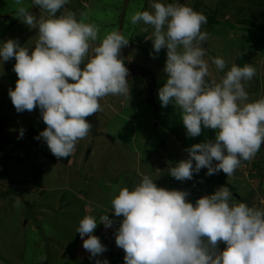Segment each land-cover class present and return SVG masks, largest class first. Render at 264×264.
Masks as SVG:
<instances>
[{"label": "clouds", "instance_id": "9594fccd", "mask_svg": "<svg viewBox=\"0 0 264 264\" xmlns=\"http://www.w3.org/2000/svg\"><path fill=\"white\" fill-rule=\"evenodd\" d=\"M68 2L32 0L47 14L37 18L23 0H15L16 17L38 30L34 48L13 39L0 43L3 62L16 61L18 80L8 93L13 106L18 113L39 107L47 127L36 139L42 138L60 160L88 136L92 125L86 118L102 111L103 98L129 95V69L121 59L129 40L115 29L101 37L84 13L79 20L70 10L57 15ZM150 7L151 11H135L130 20L153 29L146 36L153 41L150 55L167 49L166 83L158 89L161 106L175 104L180 109L190 138L205 128L215 130L214 140L186 149L188 158L171 167L169 174L184 181L207 168L209 176L223 171L229 177L264 145V97L250 101L246 91L256 69L251 64L229 67L217 56L211 63L224 74L219 80L209 79L206 49L201 46L208 39L201 30L207 17L182 3L153 0ZM93 42H98L94 48ZM23 135L21 129L19 138ZM114 193L112 211L122 217L115 243L125 253V264H264V210L230 202L232 193L226 186L193 204L187 192L158 187L144 175L133 187L117 186ZM20 205L17 198L15 206ZM99 222L105 228L114 223L108 214ZM97 226L94 216L85 215L76 229L90 258L108 250L93 234ZM221 243L226 245L223 249Z\"/></svg>", "mask_w": 264, "mask_h": 264}, {"label": "rangeland", "instance_id": "374dc122", "mask_svg": "<svg viewBox=\"0 0 264 264\" xmlns=\"http://www.w3.org/2000/svg\"><path fill=\"white\" fill-rule=\"evenodd\" d=\"M23 2L37 18L47 15L32 0ZM152 2L69 0L57 13L70 10L78 20L82 13L86 14L88 22L98 26L101 37L105 32L118 30L129 40L121 49L126 67L130 62L148 67L158 82L154 108L145 102V80L129 73V95H110L100 101L102 111L86 118L92 130L77 142L68 163L45 158L25 141L30 133L39 135L47 125L39 107L31 112L16 111L8 94L18 80L13 71L16 61L12 58L3 62L0 57V264H96V260L105 259L109 264H125V253L115 243L122 217L115 216L110 201L117 186L131 188L144 175L150 176L158 187L187 192L186 199L193 204L229 184L230 202H244L264 210V145L229 177L223 171L209 176L207 168L184 181L169 174L171 167L188 158L186 149L214 140L215 133L205 128L200 136L190 138L180 109L175 104L161 106L158 89L166 83L163 69L167 49L150 55L154 53L153 41L146 36H151L153 29L130 20L135 11H151ZM162 2L186 4L207 17L201 30L208 39L201 46L206 49L209 79L219 80L224 74L211 63L213 57H222L229 67L249 63L256 69V75L246 84L250 101L264 97V0ZM37 31L16 17L15 0H0V43L13 39L21 46L34 48ZM96 43H92L93 48ZM21 129L24 135L19 138ZM17 198L20 206H15ZM106 214L114 221L110 228L99 222L100 216ZM85 215L96 218L98 226L93 234L102 243L106 237L114 238V251L90 258L76 232ZM225 246L219 245L221 249ZM118 250L122 253L117 257Z\"/></svg>", "mask_w": 264, "mask_h": 264}, {"label": "water", "instance_id": "95a60500", "mask_svg": "<svg viewBox=\"0 0 264 264\" xmlns=\"http://www.w3.org/2000/svg\"><path fill=\"white\" fill-rule=\"evenodd\" d=\"M127 68L129 69V73L132 76H139L145 80V83H146L145 102L149 104L150 106L157 108V104L155 102V92H156L158 82H157L155 72L148 67L141 66L139 64L131 63V62L128 64ZM89 154H90V150L88 151L87 156ZM113 240L114 238L109 236V237H106L103 242V244L111 252L114 251Z\"/></svg>", "mask_w": 264, "mask_h": 264}, {"label": "trees", "instance_id": "16d2710c", "mask_svg": "<svg viewBox=\"0 0 264 264\" xmlns=\"http://www.w3.org/2000/svg\"><path fill=\"white\" fill-rule=\"evenodd\" d=\"M241 61V60H240ZM249 64V63H248ZM126 66V65H125ZM34 132V131H33ZM212 133H215V130H212ZM38 135L34 133H30L27 137H25V141L30 142L33 148L44 154L45 158L52 160V161H61L63 163H68L70 160V156L65 158V159H58L55 157L51 151L49 150L47 143L41 138V139H36ZM223 175V174H222ZM226 182H224L225 184ZM227 184V183H226ZM225 184V185H226ZM229 185V184H228ZM226 185L227 187L231 188L230 186Z\"/></svg>", "mask_w": 264, "mask_h": 264}, {"label": "crops", "instance_id": "0c3cea01", "mask_svg": "<svg viewBox=\"0 0 264 264\" xmlns=\"http://www.w3.org/2000/svg\"><path fill=\"white\" fill-rule=\"evenodd\" d=\"M80 243H81V245H83L82 241H81ZM118 252H119V250H118ZM121 253H122V252L120 251L119 254H117V257L120 256Z\"/></svg>", "mask_w": 264, "mask_h": 264}]
</instances>
